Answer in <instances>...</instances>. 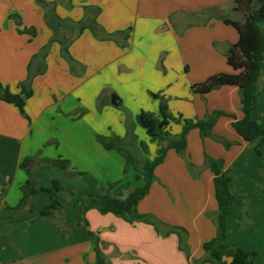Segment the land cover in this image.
Masks as SVG:
<instances>
[{
	"label": "crops",
	"instance_id": "obj_1",
	"mask_svg": "<svg viewBox=\"0 0 264 264\" xmlns=\"http://www.w3.org/2000/svg\"><path fill=\"white\" fill-rule=\"evenodd\" d=\"M40 1L56 3L60 17L76 22L86 17V7H97L98 23L108 33L129 29V36L117 34L118 43L100 40L85 30L69 48L78 63L74 72L60 44L51 42L44 71L29 83L33 95L26 102L27 117L0 100V264H94V246L81 225L82 199H69L66 207L48 217L39 212L51 202V195L41 190L23 212L6 206L15 207L22 198L21 186L28 175L21 165L35 157L42 144L49 146L42 149L40 159L61 156L88 175L71 181L62 171L37 165L33 176L39 188L49 187L54 179L66 189H83L85 184L97 189L119 181L112 193L126 194L128 183L133 188L142 186L133 169L124 176L125 158L106 149L98 137H126L125 113H129L134 132L148 144L153 159L159 146L136 124V116L141 110L158 112L160 101L154 94L165 97L174 115L188 119L213 111L226 113L229 116L218 119L213 134L233 144L226 148L192 129L185 157L173 149L167 152L155 169L157 180L138 205L140 213L189 231L191 261L179 249L176 234L164 237L150 224H131L91 209L86 214L89 228L99 234L107 260L111 264H192L207 257L203 244L216 236L218 204L206 153L224 160L232 193L244 202L236 204L227 219L225 243L257 252L255 264H264V156L232 126L234 119L244 116L239 88L222 86L205 95L192 91L194 84L212 75L234 73L227 53L240 35L219 17L234 11L230 18L242 20L233 9L235 0H0V83L13 93L21 92L33 56L53 36ZM11 14L20 17L21 25ZM260 27L264 31V20ZM25 28H34L36 35L19 31ZM38 66L35 62L34 73ZM257 91L253 118L264 124V62ZM112 95L118 97V105L112 104ZM82 111L86 114L79 117ZM170 131L178 135L182 125L173 123ZM186 158L200 168L197 177L190 173ZM95 193L103 199L102 193ZM246 207L250 218L242 228ZM63 224H76L67 237Z\"/></svg>",
	"mask_w": 264,
	"mask_h": 264
},
{
	"label": "trees",
	"instance_id": "obj_2",
	"mask_svg": "<svg viewBox=\"0 0 264 264\" xmlns=\"http://www.w3.org/2000/svg\"><path fill=\"white\" fill-rule=\"evenodd\" d=\"M40 3L45 9V20L53 31L51 41L33 56L28 68L27 81L21 84L20 93H13L8 87L0 83V100L15 105L24 117H27L25 110L26 102L33 95V90L29 87V83L35 74L44 71L45 58L49 52L51 42H58L60 44L62 55L69 62L71 70L74 72L78 63L70 54L69 48L73 41L85 30H90L100 40L112 39L118 43L117 34H122L126 38L129 36V29L118 33H108L98 23L97 16L100 13V9L97 7H86L88 14L82 21L76 22L60 17L56 12V3L44 1H40ZM232 6L235 11L242 15V20H233L228 16H221L219 18L226 24L235 27L240 35L239 41L232 45L227 53L228 63L234 69V73L221 72L212 75L204 82L194 84L192 91L205 95L222 86H237L240 93L241 110L244 116L239 120L234 119L232 126L245 141L253 144L254 150L258 155L264 156V124L253 118L259 96L257 91L258 82L262 73V63L264 62V31L260 27V22L264 20V0H235ZM10 18L14 19L18 25H21L18 15L11 14ZM19 31L21 33H30L32 36L36 35L34 28H25ZM35 62L39 63L36 73L33 71ZM154 96L160 101L158 112L141 110L136 116V124L143 127L150 140L159 146L157 155L153 159L148 156V144L138 142L134 132V125L130 124V120L126 122V137L122 138L116 135L98 137L99 142L106 149L116 150L124 156L126 160L125 174L130 168H134L136 179H142L144 182L142 186L133 188L128 183L126 194L112 193L111 191L117 182L109 183L108 188L105 186L101 187L103 199L100 200L91 189L85 192L66 189L56 179L51 182L49 187L39 188L31 172V166H29L26 169L28 178L21 186L23 193L21 200L15 207H6L16 212L23 211L30 207L32 199L41 190L51 195V202L39 212V215L48 217L60 208L66 207L69 199L81 198L84 202V207L80 212L82 218L81 225L93 243L96 253L94 264L111 263L104 254L99 234L91 231L89 228L90 224L86 218V214L91 209H96L102 214L111 213L131 224L137 222L150 224L164 237L176 234L179 249L191 261L188 230L182 226L168 225L152 214H142L138 210V205L149 194L152 184L157 180L155 169L164 161L167 152L173 149L180 156L185 157L188 146V135L192 129H199L202 138H213L218 142H222L226 148H229L233 143L213 134V128L218 119L221 116L229 115L222 111H213L206 114L203 118L188 119L182 114L174 115L170 111L165 97L160 94H154ZM127 114L129 115V113ZM173 123L182 125V131L178 135H174L170 131ZM29 159L33 162L35 157ZM39 160L46 166H54L58 170L72 174L70 162L67 159L41 158ZM186 161L190 173L194 177H197L200 173V168L194 165L188 158H186ZM205 165L214 174L215 198L218 204L214 218L216 236L203 244L207 257L201 260H192V264H204L205 262L211 264H255L258 256L257 252L247 251L225 243L227 219L232 213L233 207L236 204L244 205V202L237 199L232 193V177L224 170V160L213 158L205 153ZM246 215L248 216L249 214L246 213ZM246 224H248V221ZM75 225L63 224L65 237H67L69 230ZM227 259H230V261L228 262Z\"/></svg>",
	"mask_w": 264,
	"mask_h": 264
},
{
	"label": "rangeland",
	"instance_id": "obj_3",
	"mask_svg": "<svg viewBox=\"0 0 264 264\" xmlns=\"http://www.w3.org/2000/svg\"><path fill=\"white\" fill-rule=\"evenodd\" d=\"M226 12V11H225ZM225 14H227L229 17H234L235 15V13H234V11H227ZM125 113V112H124ZM83 114H86V111H82V113H80L79 114V117L80 116H82ZM126 114V120H125V122H124V124L126 125V122H127V120H129L130 119V117H129V115L127 114V113H125ZM126 127V126H125ZM136 134V133H135ZM136 136H137V139H138V142H142V141H140L139 140V134L137 133L136 134ZM47 146H49V145H47V144H42L41 146H40V148L38 149V151H37V153H36V155H35V159H34V161L32 162V160L31 159H25L24 160V162L22 163V165H21V167H22V170H24V171H26V173H27V175H28V172H27V167L25 166L27 163H30V162H32V165H31V172L34 174V172H35V168L37 167V165L39 166V165H43L44 166V164L41 162V160H39L40 158H39V155H41V152H42V149L43 148H45V147H47ZM118 152V151H117ZM119 153V152H118ZM121 154V153H120ZM122 155V154H121ZM123 156V155H122ZM124 157V156H123ZM42 158H47V157H42ZM57 158H63V159H66V158H64V157H61V156H58V157H56V158H54V159H57ZM50 159H52V158H50ZM68 160V159H67ZM126 161V160H125ZM69 162H70V167H71V171H72V174H67L66 172H64V171H62L63 173H64V175L66 174L68 177H66V178H68V179H70V178H75V177H84V178H82V179H87L86 178V176L88 175V173L87 172H85V171H80V170H78L76 167H75V165H72V163H71V161L69 160ZM49 168H52V169H54V170H56V171H61V170H58L57 168H55L54 166H48ZM125 167H126V164H125ZM125 167H124V170H125ZM130 169H133L134 171H135V169L134 168H130ZM129 169V170H130ZM128 173V172H127ZM126 173V174H127ZM124 176H125V172H124ZM124 179H125V177H124ZM71 180V179H70ZM72 181V180H71ZM82 181V180H81ZM115 182H117V184H116V186L119 184V181H115ZM115 182H107V183H105V184H101V185H98V187H97V189H93V188H91V187H88V185H86L85 184V187L83 188V189H76V188H74V190H78V191H82V192H85L86 190H88V189H91L94 193L95 192H97V193H102L103 194V191L101 190V187L102 186H105V187H107L108 188V185H109V183H115ZM121 182V181H120ZM83 183V182H82ZM84 184V183H83ZM82 185V184H81ZM115 186V187H116ZM22 190V189H21ZM96 194V193H95ZM76 198H79V197H76ZM81 199V198H80ZM21 200V199H20ZM248 207H246L245 209H244V211H243V221H242V223H241V227L242 228H246V223H247V221H248V219L250 218V213H249V209H247ZM24 211V210H23ZM23 211H18V212H16V213H20V212H23ZM246 213H248L249 215L247 216L246 215ZM189 232V231H188ZM189 239V238H188Z\"/></svg>",
	"mask_w": 264,
	"mask_h": 264
},
{
	"label": "water",
	"instance_id": "obj_4",
	"mask_svg": "<svg viewBox=\"0 0 264 264\" xmlns=\"http://www.w3.org/2000/svg\"><path fill=\"white\" fill-rule=\"evenodd\" d=\"M112 104L118 105V97L116 95H112ZM25 166L28 167L29 163H27Z\"/></svg>",
	"mask_w": 264,
	"mask_h": 264
}]
</instances>
